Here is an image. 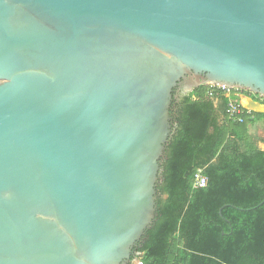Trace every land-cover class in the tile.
<instances>
[{
	"label": "water",
	"instance_id": "95a60500",
	"mask_svg": "<svg viewBox=\"0 0 264 264\" xmlns=\"http://www.w3.org/2000/svg\"><path fill=\"white\" fill-rule=\"evenodd\" d=\"M213 85L264 96V0H0V264H129Z\"/></svg>",
	"mask_w": 264,
	"mask_h": 264
},
{
	"label": "trees",
	"instance_id": "16d2710c",
	"mask_svg": "<svg viewBox=\"0 0 264 264\" xmlns=\"http://www.w3.org/2000/svg\"><path fill=\"white\" fill-rule=\"evenodd\" d=\"M208 91L197 87L171 112L156 217L137 245L143 264H264V150L247 131L255 114L232 123L227 99Z\"/></svg>",
	"mask_w": 264,
	"mask_h": 264
},
{
	"label": "built area",
	"instance_id": "2783aa9c",
	"mask_svg": "<svg viewBox=\"0 0 264 264\" xmlns=\"http://www.w3.org/2000/svg\"><path fill=\"white\" fill-rule=\"evenodd\" d=\"M208 87L209 91L207 93V96L209 98H215L218 95H222L227 99L225 114L229 121H231L232 123H241L244 116L251 117L252 111L246 109L240 100L242 95L244 94V90L239 88L227 87L224 85H213ZM255 97L258 102L264 104L263 95H255ZM205 184L206 179L200 173H198L195 176L194 187L202 188L205 186ZM135 264H143V262L138 259Z\"/></svg>",
	"mask_w": 264,
	"mask_h": 264
},
{
	"label": "crops",
	"instance_id": "0c3cea01",
	"mask_svg": "<svg viewBox=\"0 0 264 264\" xmlns=\"http://www.w3.org/2000/svg\"><path fill=\"white\" fill-rule=\"evenodd\" d=\"M246 96H248V95H246ZM249 96L253 100L257 101L255 95H251L250 94ZM240 100H241L243 105L246 104L245 101L243 102L242 98ZM261 105H262V107L257 109L259 112H254V111L252 112V113L255 114L254 120H252V124H249L247 126V131H248L249 135H251L252 133L257 132V131L262 132V134H263L262 137L263 138L259 139V142H263L264 143V117L262 116L264 114V104L261 103Z\"/></svg>",
	"mask_w": 264,
	"mask_h": 264
},
{
	"label": "flooded vegetation",
	"instance_id": "af4514ba",
	"mask_svg": "<svg viewBox=\"0 0 264 264\" xmlns=\"http://www.w3.org/2000/svg\"><path fill=\"white\" fill-rule=\"evenodd\" d=\"M173 95H174V98H173L172 105H171V109H170V116H171V118H172L171 112H173L174 109H175V103L176 102H179V100L181 99V97L184 96V94L182 92V89L181 88H178V89H176L174 91ZM137 248H138V246L135 247V249H134V255L131 258V262L129 264H134V262L138 259L139 254L137 252Z\"/></svg>",
	"mask_w": 264,
	"mask_h": 264
},
{
	"label": "rangeland",
	"instance_id": "374dc122",
	"mask_svg": "<svg viewBox=\"0 0 264 264\" xmlns=\"http://www.w3.org/2000/svg\"><path fill=\"white\" fill-rule=\"evenodd\" d=\"M252 138H255L256 142H257V147L260 150H264V143L263 142H259V139L263 138V134L260 131L254 132L250 135Z\"/></svg>",
	"mask_w": 264,
	"mask_h": 264
}]
</instances>
